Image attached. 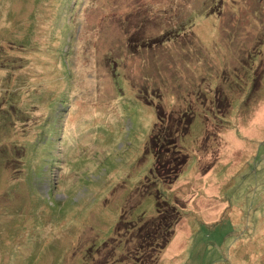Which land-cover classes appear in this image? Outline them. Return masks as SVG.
Masks as SVG:
<instances>
[{"label":"rangeland","instance_id":"374dc122","mask_svg":"<svg viewBox=\"0 0 264 264\" xmlns=\"http://www.w3.org/2000/svg\"><path fill=\"white\" fill-rule=\"evenodd\" d=\"M157 99L193 120L154 264H264V0H0V264L131 263Z\"/></svg>","mask_w":264,"mask_h":264},{"label":"trees","instance_id":"16d2710c","mask_svg":"<svg viewBox=\"0 0 264 264\" xmlns=\"http://www.w3.org/2000/svg\"><path fill=\"white\" fill-rule=\"evenodd\" d=\"M161 100L157 99L154 105L155 121L144 150V153H149L152 156V166L149 176L145 177L146 185L143 186L146 188L144 193H153L155 215L140 216L137 222H132L131 226H127V220L122 221L123 217L120 216L114 228V231L117 229L120 231L121 223H125L123 232L128 231L131 237L137 240V245L131 250L133 256L130 258V264L135 262L140 264L156 263L160 254L173 238L179 220L186 214L184 207L178 203L180 201L175 195L172 198H164L158 190L154 189V186L156 181L167 186L173 184L186 167L188 155L179 139L189 132L193 120L192 106L189 104L187 110L180 107L177 110H167ZM212 101L215 103V110L217 108L215 98ZM217 114L220 115V113ZM215 118L221 121L219 117ZM130 224L128 223V225ZM122 235L115 240L118 241L115 245H121L120 242H123L121 246H125L126 243H129L127 237ZM252 262H257V259L253 258Z\"/></svg>","mask_w":264,"mask_h":264}]
</instances>
